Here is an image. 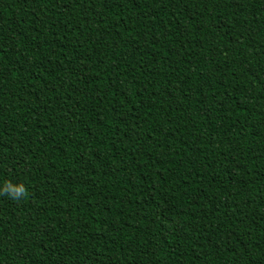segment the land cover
<instances>
[{
    "label": "trees",
    "instance_id": "1",
    "mask_svg": "<svg viewBox=\"0 0 264 264\" xmlns=\"http://www.w3.org/2000/svg\"><path fill=\"white\" fill-rule=\"evenodd\" d=\"M0 264H264V0H0Z\"/></svg>",
    "mask_w": 264,
    "mask_h": 264
},
{
    "label": "clouds",
    "instance_id": "2",
    "mask_svg": "<svg viewBox=\"0 0 264 264\" xmlns=\"http://www.w3.org/2000/svg\"><path fill=\"white\" fill-rule=\"evenodd\" d=\"M9 189L15 193V198H20L24 194V188L22 185L9 186Z\"/></svg>",
    "mask_w": 264,
    "mask_h": 264
}]
</instances>
